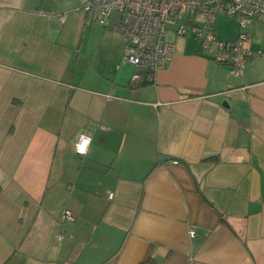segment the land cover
<instances>
[{
  "label": "crops",
  "instance_id": "1",
  "mask_svg": "<svg viewBox=\"0 0 264 264\" xmlns=\"http://www.w3.org/2000/svg\"><path fill=\"white\" fill-rule=\"evenodd\" d=\"M82 3L0 0V264H264V16L241 76L172 32L133 85Z\"/></svg>",
  "mask_w": 264,
  "mask_h": 264
},
{
  "label": "built area",
  "instance_id": "2",
  "mask_svg": "<svg viewBox=\"0 0 264 264\" xmlns=\"http://www.w3.org/2000/svg\"><path fill=\"white\" fill-rule=\"evenodd\" d=\"M81 8L94 11L96 21L103 26L113 13L117 14L116 22L110 27L126 40L121 62L134 66L130 78L133 85L153 82L159 63L171 57L173 44L165 40L167 24L175 25L171 32L191 36L201 42L203 49H212V58L227 64L230 75L241 76L248 59L259 55L249 48L248 27L256 18L264 16V0H83ZM218 14L235 20L238 27L235 40L215 38L213 21ZM65 17L66 13L59 15L61 21ZM90 140L89 131L79 133L75 152L85 155ZM67 220H73L70 210H64L59 219L60 222ZM189 233L194 235L192 227ZM54 238H63L60 229Z\"/></svg>",
  "mask_w": 264,
  "mask_h": 264
},
{
  "label": "rangeland",
  "instance_id": "3",
  "mask_svg": "<svg viewBox=\"0 0 264 264\" xmlns=\"http://www.w3.org/2000/svg\"><path fill=\"white\" fill-rule=\"evenodd\" d=\"M116 13H113L112 15V18H111V22H116ZM219 16H221L222 14H218ZM217 15V16H218ZM216 16V17H217ZM224 16V15H223ZM230 18V17H229ZM232 20V19H231ZM218 21H215L214 24H213V29L216 31V34L218 35V40H222L223 38L221 36H219V34H221V30L218 28V24H217ZM98 25H100L99 23H97ZM102 26V25H100ZM103 27V26H102ZM166 29H167V33L165 35V40H173L175 38V36L173 35V33L171 32L172 30L175 29V25L174 24H167L166 25ZM179 38V37H178ZM222 38V39H221Z\"/></svg>",
  "mask_w": 264,
  "mask_h": 264
},
{
  "label": "snow or ice",
  "instance_id": "4",
  "mask_svg": "<svg viewBox=\"0 0 264 264\" xmlns=\"http://www.w3.org/2000/svg\"><path fill=\"white\" fill-rule=\"evenodd\" d=\"M81 151H83V148H81Z\"/></svg>",
  "mask_w": 264,
  "mask_h": 264
},
{
  "label": "trees",
  "instance_id": "5",
  "mask_svg": "<svg viewBox=\"0 0 264 264\" xmlns=\"http://www.w3.org/2000/svg\"><path fill=\"white\" fill-rule=\"evenodd\" d=\"M103 26V25H102ZM106 26V25H105ZM235 40V39H234ZM225 41H227V40H225Z\"/></svg>",
  "mask_w": 264,
  "mask_h": 264
},
{
  "label": "clouds",
  "instance_id": "6",
  "mask_svg": "<svg viewBox=\"0 0 264 264\" xmlns=\"http://www.w3.org/2000/svg\"><path fill=\"white\" fill-rule=\"evenodd\" d=\"M81 151V150H80ZM81 152H83V151H81Z\"/></svg>",
  "mask_w": 264,
  "mask_h": 264
}]
</instances>
